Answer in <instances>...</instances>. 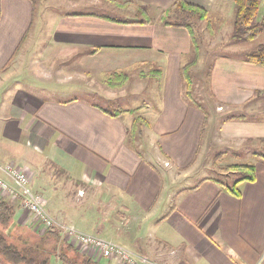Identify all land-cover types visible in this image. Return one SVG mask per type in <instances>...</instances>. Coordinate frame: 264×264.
<instances>
[{
  "label": "crops",
  "instance_id": "1",
  "mask_svg": "<svg viewBox=\"0 0 264 264\" xmlns=\"http://www.w3.org/2000/svg\"><path fill=\"white\" fill-rule=\"evenodd\" d=\"M67 1L72 13L44 20L42 41L49 48L34 57L36 51L23 48L36 2L0 0V165L26 166L30 190L42 195L54 220L115 241L139 264H264V162L255 155L264 153V66L245 62L242 54L212 58L211 110L219 127L206 133L208 114L204 125L205 111L183 96L180 66L191 52L189 31L161 19L175 0ZM185 1L218 19L234 12L232 0ZM261 5L263 14L264 0ZM81 6L145 17L79 13ZM49 52L63 58L84 52L90 59L84 72L81 61L61 71L51 66ZM135 64L160 72L156 106L144 114L147 154L127 141L129 113L110 115L71 91L82 88L81 76L90 77L91 70ZM215 145L236 159L239 151V163L254 165L255 178L239 184L240 197L212 177L188 180L198 154ZM0 177L15 185L5 173ZM14 205L21 224L26 213L19 199ZM0 264L11 263L0 255Z\"/></svg>",
  "mask_w": 264,
  "mask_h": 264
},
{
  "label": "rangeland",
  "instance_id": "2",
  "mask_svg": "<svg viewBox=\"0 0 264 264\" xmlns=\"http://www.w3.org/2000/svg\"><path fill=\"white\" fill-rule=\"evenodd\" d=\"M36 2L35 7V23L33 28L30 31V35L27 39V43L23 49L30 50L29 52H33L32 55L37 56L39 53L46 51L48 43L42 41V33L44 30V24L47 22V18H51L54 14L61 13H72L69 7V1L67 0H34ZM102 6L108 8L109 6L103 4ZM262 8V5H261ZM261 8H259L257 15L255 18L259 20L262 16ZM114 12H109L107 9L103 8H86L81 6L80 8H76V11L79 13H103L105 15H113L115 17H122L125 19L133 20V19H143L145 15L138 14H117L118 9H114ZM114 13V14H112ZM208 16V15H207ZM233 15L229 11V14L226 16H221L219 19L214 16H208L207 19L209 23L206 21H199L196 19H192L191 27L193 29L194 35L198 41L200 48V58L197 65L191 69V79H192V95L193 97L200 103L203 109L208 114V124L206 128V133H209L210 128L214 124L215 131H218V120L213 121L212 114H214L211 110L213 101L207 95L204 88V80L207 72V68L211 65L212 58L216 56H226V57H243V53L248 50L256 48L259 44L264 43V31L254 40L248 42L237 43L231 39L232 33V22ZM46 19V22L44 21ZM209 24V25H207ZM212 29V33L210 31ZM30 41L32 44L30 45ZM51 42V43H50ZM235 43L237 44L235 47H231L233 49L225 48V45ZM53 45L51 38L49 40V46ZM215 45V46H212ZM212 46V47H211ZM49 57L52 58L50 60L51 66L54 68H72L74 64L78 61H81L83 68L81 70L84 72V66L88 63L89 57H85V53L82 52L81 56H67L65 58L52 55L50 52L48 53ZM191 52L188 56H185V61L182 63L184 65L191 58ZM29 58L27 57V60ZM33 60V59H32ZM31 60V61H32ZM19 63V62H18ZM19 65V64H18ZM43 65H47V63L43 62ZM76 65H79L77 63ZM180 66V69L182 67ZM49 66V67H51ZM155 65H153L154 67ZM158 66L155 68H147V65L135 64L129 68H109L104 72H95L91 70L90 77H83L81 85L82 88L73 89L74 95H78L88 101L98 103L99 105L112 110L111 112L121 111L120 114L129 113L132 119V122L129 126V131H131V127L133 122L137 123V129L135 133V142H133V147H136L138 150L145 152V154L149 151V139H148V127L149 121L145 117V109L148 106L149 108H155L157 97L159 95V82H160V72L157 70ZM62 79L67 81L70 79L68 74L63 71ZM17 76V75H16ZM15 76V78H16ZM110 78V79H108ZM13 79V78H12ZM17 79H20L19 77ZM108 79V80H107ZM79 81V82H80ZM72 83H76V81H71ZM77 82V84H80ZM72 83H69L72 84ZM106 91H108L110 101L106 100ZM101 92V93H100ZM103 95L104 98L97 97L98 94ZM99 94V95H100ZM115 95V96H114ZM260 118H264V114H259ZM232 148V147H228ZM223 151V148L220 150L216 145L210 148H206V152L199 153L200 161H196L191 169L187 170L188 174H192L188 179L190 183L196 181L197 178H207L212 177L221 181L223 184L231 185L233 184L240 175L238 173H225L223 171H218L212 165V161L215 156ZM244 154L240 155L238 151L236 158H233L232 153H223V157L221 159V165H230L234 162L243 161L244 158L239 159L238 157H243ZM252 155H248L250 158ZM54 185V184H53ZM57 184H55L56 186ZM40 194V193H39ZM9 200V199H7ZM12 202V200H9ZM15 203L16 200H13ZM22 223V222H21ZM9 232L13 234L15 243H18V246L25 244L26 246L34 245L38 247H34L31 250V254L36 256L37 259H44L50 254L54 248L58 251L59 248L62 247L61 242H54L49 240L48 243L41 241L42 234L36 232L32 226L28 225V219H24L22 224H17L13 228L9 229ZM61 239L68 241L63 237L62 231L60 233ZM96 235V234H93ZM18 236V238L16 237ZM98 236V235H96ZM26 243H23V242ZM112 241V240H111ZM20 242V243H19ZM116 243L115 241H113ZM118 244V243H116ZM120 245V244H118ZM121 246V245H120ZM76 249V248H75ZM80 253V252H79ZM70 256L73 253H69ZM135 254V253H134ZM136 255V254H135ZM137 256V255H136ZM138 257V256H137ZM53 260V257H51ZM100 260V259H98ZM106 260V259H105ZM97 261V260H95ZM109 263L111 261L107 260ZM102 264H105L99 261ZM114 262V261H113ZM56 264H60L57 260H55Z\"/></svg>",
  "mask_w": 264,
  "mask_h": 264
},
{
  "label": "trees",
  "instance_id": "3",
  "mask_svg": "<svg viewBox=\"0 0 264 264\" xmlns=\"http://www.w3.org/2000/svg\"><path fill=\"white\" fill-rule=\"evenodd\" d=\"M33 1V0H31ZM262 0H232L234 6V17L232 22V33L230 34L231 39L237 43L248 42L256 39L264 31V13L261 18L257 20L255 16L260 8ZM121 5L131 4V2H115ZM137 11L142 12L146 10L144 6H136ZM207 11L195 4L186 2L185 0H175L167 9V12H162L161 19L165 25L173 26H183L190 34L191 41V58L190 60L182 65L180 69L181 78L183 81V96L185 100L199 108L204 110L200 103L192 95V79H191V69L194 68L200 58V48L198 41L194 35L193 29L191 27V20L196 19L199 21H206ZM143 23V22H141ZM209 25V24H207ZM212 33V29L210 34ZM96 49H93L95 52ZM243 60L250 64H255L259 66H264V43L259 44L256 48L251 49L243 53ZM212 70V64L208 66L207 72L204 80V88L207 95L211 98L213 102L216 101L215 97L210 88V75ZM110 79V78H108ZM107 79V80H108ZM205 111V110H204ZM110 115H117L121 111L111 112L106 111ZM207 112L205 111L204 125L206 124ZM203 125V126H204ZM137 129L136 120L133 122L131 131L128 133L127 141L133 147V142H135V131ZM135 148V147H133ZM256 157L264 162V153L255 154ZM223 157V152L215 156L212 161V165L218 171H223L225 173H238L240 177L231 185L223 184L219 180L216 182L225 186L226 190L234 195L235 197H240L241 191L239 189V184L243 181H253L255 178L254 165L252 163H237L230 165H221V159ZM15 205L8 200L0 197V255L11 264H56L57 260L60 264H102L99 261H95L81 253L65 240L61 239V230L52 226L44 232L41 237V241L48 243L49 240L54 242H61L62 247L57 251L55 248L46 258L37 259L36 256L31 254V250L34 245L26 246L25 244L18 246L16 241H13L14 235L9 232L10 228H13L17 223H15ZM16 237V236H15ZM18 238V236L16 237ZM16 240V239H14ZM20 243V242H19ZM23 243H26L25 241ZM73 253L70 256L69 253ZM53 257V260L52 258Z\"/></svg>",
  "mask_w": 264,
  "mask_h": 264
},
{
  "label": "built area",
  "instance_id": "4",
  "mask_svg": "<svg viewBox=\"0 0 264 264\" xmlns=\"http://www.w3.org/2000/svg\"><path fill=\"white\" fill-rule=\"evenodd\" d=\"M0 172L9 176L16 185H10L0 177V197L6 200L19 199L20 207L26 213L28 225L36 232L43 234L48 228L56 226L71 246L93 260L106 259L114 261L115 264H139L138 257L123 246L103 237L82 232L73 225L60 224L54 220L43 206L42 195L30 190V173L26 166L11 161L0 165Z\"/></svg>",
  "mask_w": 264,
  "mask_h": 264
}]
</instances>
